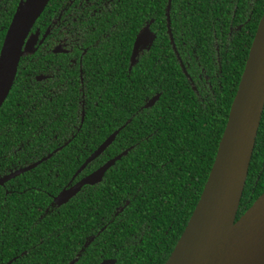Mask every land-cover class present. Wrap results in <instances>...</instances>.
<instances>
[{"label": "flooded vegetation", "instance_id": "af4514ba", "mask_svg": "<svg viewBox=\"0 0 264 264\" xmlns=\"http://www.w3.org/2000/svg\"><path fill=\"white\" fill-rule=\"evenodd\" d=\"M25 2L0 0V47L15 11ZM244 5L246 22L250 0ZM188 8L191 6L185 0H174L172 4L171 0H47L24 37L12 84L0 104V179L25 169L0 184V264H136L121 255L122 246H133L127 255L143 250L139 243L145 230H149L144 223L118 239L122 246L106 245V239H110L105 233L106 225L122 207H115L110 221L105 222L104 213L97 215L89 205L80 207L76 203L81 189L99 184L109 168L98 183L83 185L62 204L54 201L62 190L109 159L90 169L92 160L78 172L83 162L74 168L48 160L74 137L88 117L98 122L93 130L106 139L117 129L119 132L135 114L154 107L160 96V74L165 76L163 88H167L169 72V54L150 51L161 27L163 40L197 96V104L212 101L223 40L212 29L214 67L207 74L195 63L192 81L185 61ZM195 15L200 21L198 10ZM171 21L177 26L172 27ZM243 23L231 27L228 21L225 39L229 31L240 29ZM143 32L144 42L134 49L136 37ZM138 73L148 76L149 90L139 107L135 93ZM154 96L157 98L153 103L144 107ZM127 114L129 117L123 119ZM122 122L106 135L107 128ZM49 125L52 127L47 131ZM89 137L86 130L82 152H87V157ZM41 140L60 149L39 162L58 148L48 150ZM76 151L74 158L78 160L79 150ZM66 168L74 171L68 180L60 182L59 172ZM84 193L82 199H89V191ZM64 205L70 209L68 227H39L41 219L54 217ZM114 225L108 234L118 232L119 220Z\"/></svg>", "mask_w": 264, "mask_h": 264}, {"label": "trees", "instance_id": "16d2710c", "mask_svg": "<svg viewBox=\"0 0 264 264\" xmlns=\"http://www.w3.org/2000/svg\"><path fill=\"white\" fill-rule=\"evenodd\" d=\"M173 1L171 0V4ZM245 1L185 0L186 4L191 6L188 8L185 25L187 55L185 61L188 64L186 73L192 81L195 74L192 69H195V63H199L207 74L214 67L212 29L216 37H222L223 40L219 50L217 83L214 85L212 101L209 100L207 105L197 104V96L179 72L166 39L163 40L164 28L161 27L155 33V41L150 51L159 53L164 51L163 53L169 54L167 88H163L165 85L162 77L165 76L160 74V96L154 107L138 112L125 125L122 122L107 128L106 135L116 126L123 125L100 158L97 157L89 165L90 169L94 168L93 166H98L103 160L126 150V154L105 172L99 184L93 188L81 189L78 193V197L81 198L76 203L80 207L89 205L97 215L104 213L105 222L110 221L115 207H122L121 212L106 225L105 233L110 238L106 239V245L117 243L122 246L123 243L118 239L128 236L131 231L144 223V227L149 230H145L139 243L143 250L137 255H127L126 253H131L133 246H122L121 255L129 257L130 262L163 264L198 199L214 158L251 39L264 9V0H253V2L250 0L248 20L244 22L245 12L242 7L245 6ZM197 10L200 21L195 15ZM228 21L231 27L244 23L240 29L229 31V37L225 39L224 33L227 31ZM170 25L177 26L172 21ZM220 27L221 36H219ZM147 78L146 73L137 75L135 92L137 107L145 96H149ZM126 117H129L128 114L122 116L123 119ZM97 124L98 122L88 117L74 137L48 161L54 159L58 164H71L76 168L87 157V152H82L85 142L82 137L85 131L88 130L90 133V137L86 140L89 153L104 139L98 136L97 130H93ZM50 127L52 125L47 126L46 130L49 131ZM41 142L48 150L58 147L43 140ZM76 150H79L78 160L74 158L78 154ZM263 158L264 106L236 218L264 191ZM74 168L61 170L59 181L68 180ZM85 191H89V199H82L86 195ZM69 213L68 206L59 207L54 217L46 216L41 219L39 227H68ZM118 220L119 226H116L118 232L108 234V229L113 228ZM62 243L66 244V241Z\"/></svg>", "mask_w": 264, "mask_h": 264}, {"label": "water", "instance_id": "95a60500", "mask_svg": "<svg viewBox=\"0 0 264 264\" xmlns=\"http://www.w3.org/2000/svg\"><path fill=\"white\" fill-rule=\"evenodd\" d=\"M46 2L26 0L15 11L5 32L0 47V104L12 84L24 37ZM144 38V32L136 37L134 49L144 42ZM156 98H151L144 107ZM263 106L264 9L251 39L209 172L163 264H264V191L236 218ZM118 130L89 154L77 172L108 147ZM125 153L122 151L70 188L62 190L55 203H64L83 185L98 183L104 172ZM23 170L2 177L0 184Z\"/></svg>", "mask_w": 264, "mask_h": 264}]
</instances>
